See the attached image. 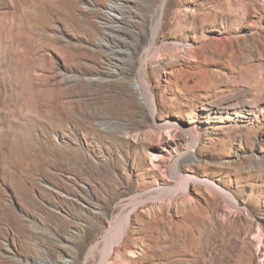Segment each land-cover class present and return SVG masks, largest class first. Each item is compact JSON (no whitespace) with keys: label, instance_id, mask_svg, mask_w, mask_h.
<instances>
[{"label":"rangeland","instance_id":"1","mask_svg":"<svg viewBox=\"0 0 264 264\" xmlns=\"http://www.w3.org/2000/svg\"><path fill=\"white\" fill-rule=\"evenodd\" d=\"M0 264H264V0H0Z\"/></svg>","mask_w":264,"mask_h":264},{"label":"bare ground","instance_id":"2","mask_svg":"<svg viewBox=\"0 0 264 264\" xmlns=\"http://www.w3.org/2000/svg\"><path fill=\"white\" fill-rule=\"evenodd\" d=\"M161 7L163 9L164 3L161 5ZM160 23H161V20L158 19L156 22H153V24H152V26H153V28H152V43L156 39V36H157V34L159 32ZM151 48L152 47L150 45L149 49H151ZM135 82H136L135 85L137 86L138 90H141V92L145 96V98H148V100L150 101L151 100L150 99L151 96H150V93L148 92L149 91V88H147L145 79L143 78V76H142V74H141L140 71L138 72V77H137V80ZM191 180L198 181L199 179L193 177V178H191ZM200 182L206 184L211 189L216 190V191L220 192L221 194H223L225 196V198L227 199L229 205H236V204H238L237 201L234 200V198H233V196L231 194L225 192L223 189H221L220 187H218L214 182H211L209 180H200ZM182 188H183V185L179 186L178 187V190H180ZM138 206H139V202L136 201L135 202V208H137ZM130 212H128L123 217L122 222L112 232L111 238L107 242V248H106V251H105V255L104 256H107L108 257L110 255V253L113 251L114 247L122 241V239H123V237L125 235L126 229L128 227V221H129V214H130Z\"/></svg>","mask_w":264,"mask_h":264}]
</instances>
